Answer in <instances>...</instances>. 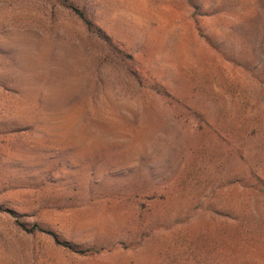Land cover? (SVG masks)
<instances>
[{"label": "rangeland", "instance_id": "obj_1", "mask_svg": "<svg viewBox=\"0 0 264 264\" xmlns=\"http://www.w3.org/2000/svg\"><path fill=\"white\" fill-rule=\"evenodd\" d=\"M0 206V264H264V0H0Z\"/></svg>", "mask_w": 264, "mask_h": 264}, {"label": "trees", "instance_id": "obj_2", "mask_svg": "<svg viewBox=\"0 0 264 264\" xmlns=\"http://www.w3.org/2000/svg\"><path fill=\"white\" fill-rule=\"evenodd\" d=\"M75 11L78 13L79 17H81L85 22H87L88 24L90 23V21L86 18V16L84 15V13L82 11H80L77 8L75 9ZM0 212H5V213H11V214H13L12 210H10L9 208L3 207V206H0ZM21 227H23L24 229H26L23 224H21ZM31 229L32 230H40V231H43V232H45L47 234H50L55 239V241L58 242L55 234L52 231H50V230H46L44 228H41V227L37 226V224H33V226L31 227Z\"/></svg>", "mask_w": 264, "mask_h": 264}]
</instances>
